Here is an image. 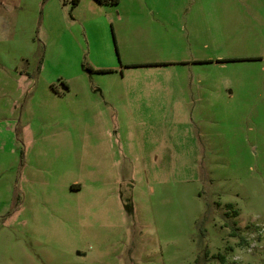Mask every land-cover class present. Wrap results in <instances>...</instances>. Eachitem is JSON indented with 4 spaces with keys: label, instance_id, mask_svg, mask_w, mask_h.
Here are the masks:
<instances>
[{
    "label": "rangeland",
    "instance_id": "1",
    "mask_svg": "<svg viewBox=\"0 0 264 264\" xmlns=\"http://www.w3.org/2000/svg\"><path fill=\"white\" fill-rule=\"evenodd\" d=\"M3 1L0 264H264V0Z\"/></svg>",
    "mask_w": 264,
    "mask_h": 264
},
{
    "label": "crops",
    "instance_id": "2",
    "mask_svg": "<svg viewBox=\"0 0 264 264\" xmlns=\"http://www.w3.org/2000/svg\"><path fill=\"white\" fill-rule=\"evenodd\" d=\"M0 1H1V3L3 2L5 4V1H3V0H0ZM1 3H0V5H2ZM0 17H2V16H0ZM3 24H4V22L2 21V19H0V25H3ZM23 77L27 78L28 75L25 72L20 73V76H18V78H17L18 79V86L17 87H21L24 85ZM65 84L68 86L67 82H65Z\"/></svg>",
    "mask_w": 264,
    "mask_h": 264
},
{
    "label": "trees",
    "instance_id": "3",
    "mask_svg": "<svg viewBox=\"0 0 264 264\" xmlns=\"http://www.w3.org/2000/svg\"><path fill=\"white\" fill-rule=\"evenodd\" d=\"M97 1H99V2H101V3H112V4H116V3H119L120 0H97ZM77 2H79V0H74L73 5H75ZM205 254H207V250H205ZM218 256H219L222 260L225 259L224 256H223L222 254H218Z\"/></svg>",
    "mask_w": 264,
    "mask_h": 264
}]
</instances>
